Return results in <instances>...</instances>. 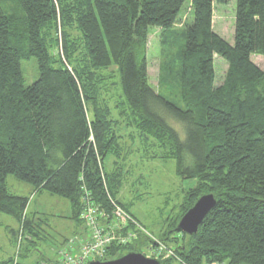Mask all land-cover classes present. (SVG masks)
<instances>
[{
  "label": "trees",
  "instance_id": "1",
  "mask_svg": "<svg viewBox=\"0 0 264 264\" xmlns=\"http://www.w3.org/2000/svg\"><path fill=\"white\" fill-rule=\"evenodd\" d=\"M186 1L0 0V212L21 224L31 248L47 238L42 219L27 216L30 198L9 191L8 175L68 198L78 224L87 198L110 220L114 201L133 216L119 198L121 160L141 141L156 149L148 158L173 159L179 175L197 179L182 215L203 194L217 199L198 233L174 231L182 215L170 223L159 238L173 255L161 264H264V69L252 61L264 55V0H236L233 43L213 26L214 5L226 0H190L178 94L164 76L162 90L152 84L147 52L152 28L174 34ZM215 55L229 64L218 87ZM31 58L39 78L26 85ZM141 234L115 241L102 260L142 251ZM44 259L52 260L36 264Z\"/></svg>",
  "mask_w": 264,
  "mask_h": 264
},
{
  "label": "rangeland",
  "instance_id": "2",
  "mask_svg": "<svg viewBox=\"0 0 264 264\" xmlns=\"http://www.w3.org/2000/svg\"><path fill=\"white\" fill-rule=\"evenodd\" d=\"M235 12L236 0L216 2L214 5V30L231 43L234 42ZM192 14L191 1L187 0L179 20L172 30L174 34L168 33L166 37L164 34L162 35L160 27H153L151 30L147 52L148 70L152 84L161 90L164 87L160 84L161 77L164 76L167 78L166 82L168 81L170 87L175 88L176 93L181 94L182 92L176 69L180 65L179 53L184 40L183 33L192 23ZM164 39H166L165 42H163ZM252 61L261 69H264V55H253ZM22 67L26 85L39 78L36 58L23 61ZM214 67L216 74L215 87H218L225 79L229 64L222 57L215 55ZM164 68L171 69L172 72L169 77ZM177 86L180 88H177ZM118 92L119 89L114 93L112 92L113 94L110 93V95L117 98ZM174 126L181 131V126L178 123H175ZM181 136L185 138V133ZM124 140L128 144L131 143L128 137ZM144 147L143 144L141 145V141H137L136 145L130 148L131 151L125 159L121 160L124 164V166L121 165V167H124L122 170H127L119 198L127 203L133 216L122 206L114 203L116 201L112 204L114 207L116 205L118 207H115V210L112 211L118 216L117 211L120 209V215L125 218L130 215L128 220L131 225L128 226V230L121 232V234H127L132 241L138 239L140 233L149 239V245L142 246V253L149 257L153 255L170 256L173 255V250L159 236L167 230L173 220L182 215L181 204L185 200L187 191L196 185L197 179H187L179 175L173 159L156 156L148 158V156L156 153V149L152 147L146 151ZM113 160L114 158L111 156L106 157L105 165L108 169L113 168ZM7 187L13 193L30 198L26 209L27 216L35 218L37 222L42 219L44 234L47 238L41 240L35 248H31L27 245V239H25L26 236L23 234L21 224L14 217L0 212V260L17 258L19 264H36L42 255V258L47 256L52 260L44 259L39 264H56L55 261L61 263L62 260L64 261V257L60 255V250L66 247H68L66 253L74 257H80L85 253L84 251L87 250L89 244L94 242L97 244L98 240L87 223L78 224L71 218L72 206L68 198L45 190H35L32 184L12 174L8 175ZM102 220L100 224L105 222L104 219ZM111 220L114 225L111 229L116 232L122 222L117 223V217ZM123 222L126 223V221ZM174 231H178L176 227ZM176 235L179 236L180 233ZM106 253L103 257L97 258L94 256L92 260H102Z\"/></svg>",
  "mask_w": 264,
  "mask_h": 264
},
{
  "label": "built area",
  "instance_id": "3",
  "mask_svg": "<svg viewBox=\"0 0 264 264\" xmlns=\"http://www.w3.org/2000/svg\"><path fill=\"white\" fill-rule=\"evenodd\" d=\"M115 207L117 208L118 206L116 205ZM120 213L121 211L119 209L117 211V214L119 216L118 218V216L114 212V214L116 215L118 219L117 223L122 222V225L118 226V229L115 232L111 229V227L114 225L112 223V220L108 219L107 213L103 209L101 210L100 207H97V204L94 203L90 198H87V200L85 201L84 208H83L82 218L87 223L89 228L93 230L94 236L98 240L97 244L96 242L89 244L88 247L86 248L87 250L84 251L85 253L80 257H74L66 253L68 250V247H66L60 250V255L64 257V261L62 260V263L61 262L59 263L60 264H86L87 262L92 260L94 256L97 258L103 257L104 253L107 252L108 247L111 244H113L115 241L119 242L120 240V242L122 243L131 242L132 240H130L127 235L124 236L123 234L120 233V230L126 227V225L128 224V221H129L128 218L130 215L129 216L127 215V218H125L124 216L122 217ZM102 219H106L107 221L103 222V224H100L101 223L100 221ZM123 221H126V223L124 224ZM64 253H66L65 254L66 256L64 255ZM152 257L159 259L161 256L153 255ZM81 258L83 259L79 260Z\"/></svg>",
  "mask_w": 264,
  "mask_h": 264
},
{
  "label": "water",
  "instance_id": "4",
  "mask_svg": "<svg viewBox=\"0 0 264 264\" xmlns=\"http://www.w3.org/2000/svg\"><path fill=\"white\" fill-rule=\"evenodd\" d=\"M216 205L217 199L213 193L201 195L179 220L176 230L187 235L198 233L203 220ZM86 264H161V261L158 258L146 256L141 251H129L113 260L94 259Z\"/></svg>",
  "mask_w": 264,
  "mask_h": 264
}]
</instances>
